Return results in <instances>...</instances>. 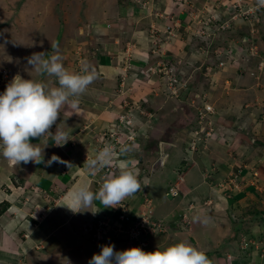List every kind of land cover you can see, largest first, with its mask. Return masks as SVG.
I'll return each instance as SVG.
<instances>
[{
  "label": "crops",
  "instance_id": "1",
  "mask_svg": "<svg viewBox=\"0 0 264 264\" xmlns=\"http://www.w3.org/2000/svg\"><path fill=\"white\" fill-rule=\"evenodd\" d=\"M16 1L14 0V2ZM26 1L24 0L23 3L21 0L23 4L21 3L16 10L9 8L10 4H14V2L10 0L4 1L5 8L11 10V14H13L17 23L24 22L26 19L29 20L30 13L25 6ZM124 1L123 6L129 4L128 7H124L125 10L127 9V13L126 17L122 19L120 26L99 24L93 27L90 22L85 25H78L79 37L75 36L72 38L67 46L68 48H65L62 53L63 64L68 71L81 73L76 69H82L90 61L91 65H89V68L95 72L94 81L88 86L86 92L78 98L77 107L72 108L67 104L62 106L59 119L49 129V132L55 135L58 126L63 133L67 134V143L57 146L51 135H46L42 138H31L30 142L42 150L44 163L41 164L34 162L24 164L21 162L19 165H11L0 155V205L4 203L9 205L8 210L0 217V260L9 262L22 261L24 264H88V261L93 257V252L94 254L101 252V247L93 242V229L99 221L108 223L106 230L110 235V241L104 245H114V251L116 252L137 248V246L127 241L121 230L140 217L142 212L148 208L146 199H149L151 201L150 211L153 210V218L157 221H163L168 230L165 234L161 233L151 237L148 247L145 250L142 249L143 251L155 252L165 247L167 248L176 244V241H184V237L190 240L189 236L191 235L185 233V230H180L178 225L179 218H182V215L185 214L189 215V227L186 228L192 232V236L195 237L197 235L204 245H208L215 240L211 247L215 250L210 255V259L215 264H228L225 258L227 255L234 257L233 264H240V257L238 255L235 256L230 248L233 242L226 245V240L229 237L239 236L237 238L238 241L234 242L238 243L237 246L241 248V239L249 240L255 238L241 233L243 231L240 227L242 221L237 217H239L238 211L242 210V207L244 208V206L248 205L251 207V202L254 203L253 207L255 204L258 206L259 198L262 199L260 202L264 203V141L259 138V134H255L250 130L251 128L255 130V125L258 121L256 118L259 117V112L257 111V114L254 115L252 110H239L237 111L238 115H233L237 119H234L233 116L230 117V115L227 118L224 115L227 110H223L224 106L220 103L217 108L219 112L223 110V113L211 117L215 124L220 127L221 138H224L229 145L220 144L221 139L220 142L215 141L209 144L208 150L205 151L204 146L198 144L199 154L190 152L189 144L187 143H185V151L180 149V143L175 144L173 141L155 142V146L149 144L148 140L150 138L147 139L146 136L148 132L149 135L155 136L158 132L155 129L156 127H159L160 131L164 133H169V135H175L176 133L172 129L173 125H169L166 119L158 124L156 117L160 114L159 110L164 111V117L169 116V114L173 115L174 105L182 103L183 98L182 100L180 98L179 101L176 98H159L164 97L162 92L166 90L165 84H161V91L159 89L158 92L162 96L157 93L153 94V84L154 86L157 83L160 85L161 81L158 78L156 80L153 79L154 76L153 73H150V69L156 66L158 60H164L170 67L172 66V70L177 69L176 72H178L179 59L177 60V56L179 53H177L178 49L175 45L180 44L178 43L179 41L183 44L182 53L184 54L182 56L180 54V56L182 59L184 58V65L189 68L193 67L194 60L191 59V54L193 52L192 47L195 48V46L192 45V34L186 30L188 22L192 23L191 19H193L189 11L191 6H189L190 3L188 4L189 7L186 5L188 10L179 16L182 27L177 29L180 37L178 36L179 40L177 38L178 41L172 44L173 49L167 54L156 55L154 58L149 53H146L150 56L148 64L142 61L143 56H145L144 53L138 55L139 52H137L135 55L139 59H135L134 66L140 69L135 68L136 72L134 71L133 74L139 75V70H143V74L141 72L143 76L147 74L150 76L148 79L146 77L141 81L137 80L135 83H128L129 77L131 79L133 74L131 75L129 72L130 75H126L125 78L120 75L121 71H125L126 68L118 66L121 65V62L116 61L117 49L119 46L126 47L127 43L136 40L133 39L136 27H131L133 26L131 23L134 16L137 17V22L140 21L138 24L142 26L149 23L145 21L146 18H144L143 12L135 7L133 0ZM209 1L211 0H190L193 7H198L200 10L204 9L205 5L210 3ZM213 1L221 4L225 0ZM160 4L163 9L172 8V0H162ZM214 4L217 3L214 2ZM156 22L161 27H165V19H157ZM245 24L248 26L247 22ZM88 25H90V28H87ZM136 25L137 23L134 26ZM247 30L249 33V29ZM260 31L262 39H256V43L259 39H264V23L260 26ZM141 34L145 38L146 34L144 32H139L137 36H141ZM80 35L83 36L81 37ZM247 39L249 40V37ZM139 40L140 38H137L140 51L142 47H144V50L149 49L147 43ZM234 44L237 45L235 42ZM257 44L264 50V42ZM241 45L238 44L237 46L243 48V44ZM233 46L232 44L231 47ZM82 54L85 56L84 65L81 64ZM101 58H104L105 61H102ZM204 58L200 60L205 62ZM211 58L214 59L213 61L216 65L219 61L226 59V57L222 58V56H211ZM260 59L262 60L263 57L261 56ZM143 65L148 66L149 69ZM258 70L259 72L260 70L264 71V65ZM3 71H7L10 74L8 68H3ZM123 78L127 80L125 85L122 83ZM54 81L56 82V80ZM126 85L132 86V89L127 93L126 91L124 92L123 88ZM58 86V82H56L51 88ZM254 88L255 86H250L249 89L241 92L246 95V91H251ZM239 94L237 93L235 96ZM253 94H256L255 91ZM159 99L162 100L160 101ZM123 101H126L129 105H137L142 111H147L148 109L152 114H150V117L138 114L135 123L128 127L130 130L128 132L136 133L141 147L134 149L130 146L127 153L121 155L123 158L116 161L119 168L127 170L130 167L127 161L130 159L141 160V164L133 163V166L142 169V175L138 177V181L145 184L148 181L147 178L149 179L150 172L153 174V172L157 171L156 174H159L157 175L158 178L162 179L161 175L168 171V166H175L173 174L176 176V168L179 167L177 164L182 163L183 169H186L185 174H183L185 178L181 177V188L182 192H184L183 198L172 199L167 194L168 188L160 191L155 188L152 194L145 195L146 198L141 193L136 192L115 208H104V205L97 200H93L90 207L76 208L73 205V196L78 188L86 186L94 193L98 191V178L91 175L86 161L87 159H94L102 146L110 145L113 142L109 133L115 130V124H118L120 116L129 112V108L122 105ZM246 107H249V105ZM245 118L248 119L246 123L242 120ZM184 125H187V123L185 122ZM193 129H196V126ZM125 131L127 132V128ZM103 138L104 142H100ZM257 138L261 143H256ZM61 144H63V141H61ZM168 147L169 149H167ZM146 150H148V153L162 152L163 155L154 162L152 160L146 161L143 156V152ZM167 150L171 151L167 152ZM181 151L187 153L185 160L180 159L184 155ZM207 151L210 152L206 154ZM177 152L182 155L177 154ZM164 154L166 155L165 158H163ZM52 155L59 156L66 163H54L50 167L46 166L47 160ZM155 158L149 157V159ZM199 162L202 167L199 166ZM207 170L210 175H213L211 178L216 183L226 182V180L230 183L234 180V176H237L238 178L253 180L256 186H247L244 191L240 190L231 195H229L228 191H225L219 197L222 199V205H219L216 212L211 211V214H208L205 208L199 210L200 207L207 206L206 202L211 195L209 188L202 186V176ZM175 180L177 183L179 182L178 178ZM150 188L152 189V183L149 182L147 192ZM124 212L126 213V219L121 221L120 216ZM181 224L183 227L186 226L182 221H180ZM233 224L237 226L235 233H232L233 230H231ZM197 230H199L198 233ZM209 232L211 235H208ZM224 233L226 234L225 243L220 247L219 240H216V238ZM194 245L196 248L201 247L200 244V246ZM223 247L227 248L222 249ZM138 248L140 247L138 246ZM201 248L200 251H205V247L202 246ZM89 249L93 252L88 259H77L78 256L82 257L84 255L83 252ZM220 251L224 254H220L223 258L219 259L217 252ZM248 256L251 258L250 262L257 264L254 254L248 253Z\"/></svg>",
  "mask_w": 264,
  "mask_h": 264
},
{
  "label": "rangeland",
  "instance_id": "2",
  "mask_svg": "<svg viewBox=\"0 0 264 264\" xmlns=\"http://www.w3.org/2000/svg\"><path fill=\"white\" fill-rule=\"evenodd\" d=\"M4 1L5 0H0V81H1V75H2L3 68H8L11 74V75L8 74L10 75V81L8 83H10L11 80L14 78L15 74L18 73L24 79H32L34 81L44 83L46 85V88L48 89H51L52 85L56 84L57 82L56 78L49 77L46 74L42 75L38 72L33 71L32 66L28 65L27 63V58L30 57L33 53L52 52L51 42L59 43V53L62 57V53L65 50V48H68L67 46L69 45L70 40L74 38L75 36L79 37V32L77 28L78 25H85L86 23L90 22L92 23L93 27H96V25H99V24H103V25L109 24V25H119L120 26L122 24L121 23L122 19L126 17V13H127V9L125 10L124 7L125 6L128 7V4H129L128 3L127 5L123 6L124 0H27L25 3V6L29 10V13H30L29 18H28L29 20H27L26 17L24 16L26 20L24 22L22 21L20 23H17L13 17V14H11V10L5 8ZM10 1L14 2V0H10ZM22 1L24 3V0ZM230 1L232 0H227V1L225 0V1H222V3L220 4L216 1L211 0L209 1L210 2L209 4L205 5L204 10H200L198 9V7H193V4L190 2V0H188L187 2H184V0H172V8L166 10V9H163V7L160 4L162 0H148V3H150L149 7L147 5L146 10H143V11L140 10V11L143 12L144 18H146L145 21L149 24H146L144 26H142L141 24H138L140 21L137 22L138 21L137 17L134 16L133 21L131 23L133 26L131 27L132 28L136 27V30H134L135 33H133V39H136V40L131 41V43H127L126 47L119 46L117 49L116 61L118 60L119 63L121 62V65H118V66H123V68H126L125 71H121L120 75H123L125 78L126 75L127 76L130 75L129 72L132 75L135 71V68H138L134 66V61L139 59V57L135 55L137 54V52H139L138 55H140V53H144L145 56H143L142 61L143 63H146L147 60L150 59V56H148V54L146 53H149V55H151V57L154 58L156 57V55L167 54L169 53V51H171V49H173L172 44L176 43V41L179 40V37H180L179 35H178L179 37H177L178 40L177 38H175L174 40V38H171V37H169L166 40H162V39H165V36L163 37L162 34L161 36L160 34L152 35L158 32L157 30H154V29L159 28V30H162L164 28V27H161L160 24L156 22L157 19H161L160 15L166 21L170 19L177 20L183 12H186L188 10L187 6L190 3L189 6L191 7L189 11L191 13V17L193 18L192 24H194L195 22L194 20L195 17L197 18L198 16L200 17V15H198L200 11H204L206 17H210V15L216 16L217 19H222V22L224 23L225 22L224 20H228L229 18H232V16L234 15L233 14L234 12L232 13V15H228L232 11L229 10L228 7L223 6L224 3H230ZM234 1H236L235 3H237L238 0H234ZM214 2L217 4H214ZM21 3H22L21 0H17L16 2H14V4L11 3L9 8H14L12 10H16V8L20 7ZM130 5H131V2H130ZM219 9H221L220 15L216 13V11H218ZM120 12L121 14H119ZM226 12L227 14H225ZM156 14H159V16H156ZM38 15H41V16H38ZM235 17H236V20H234L235 23L231 24V27H232L231 29H228L227 31L213 30L212 37L209 38L208 36H206L205 41H207L206 42L207 44L202 45V46L208 47L209 45L211 46L213 45V46H217L216 50L218 51L221 50L222 52L226 50L227 52L228 49H232L231 47L232 44L235 47H237L238 44H240V46H242L241 44H243V48L246 51H248L250 48V41L247 39L249 35L247 29H250L251 24L248 23V26H247L245 24L246 21H243L242 18L239 16V14L235 15ZM136 23L137 25L134 26ZM221 25L222 23H220V26ZM226 25H224V27ZM194 28L195 27L193 26V29ZM139 32L141 33L144 32V34H146L145 38L144 36H142V34L141 36H137ZM254 35L257 38H261L260 33L256 32L254 33ZM80 36L82 37L83 35H80ZM151 36H154V37H151ZM196 37L198 36L192 37L191 41H193L194 38ZM137 38H140L139 41L147 43L149 49L146 48L147 50H144L143 49L144 47H142L141 49L142 52H141L139 50L140 45L137 43ZM261 39H259L257 43H263L264 39L263 40ZM234 42L237 43V45L234 44ZM178 43L180 44L175 45V47L178 49L177 53H179L177 56L178 57L177 60L179 59L178 60L179 71L176 72L177 69H173L172 77H174V75L176 74V78L177 80L180 81L181 85L185 83L184 81L188 83V85H186L184 88H181V91H180L181 100L183 98V102L180 104L174 105L173 108H175V110L172 113L173 115L169 114L170 117L169 116L164 117L165 114L163 110H159L160 114H158V117H156L158 119L157 121L158 124L159 122H163L166 119L169 125L171 124L173 125L172 129H174L176 133L175 135H172V134L169 135V133H164L163 131H160L159 127H156L155 129L158 132L156 133V135L154 134L155 136L149 135V132L146 136L147 139L150 138V140H148L149 144H153L155 146L156 144L155 142L173 141L175 144L180 143L181 144L180 149L185 151L186 149L185 143H187L189 144L190 152H193L191 150V144H193L194 142V136H192V134L196 130V129H193V127L195 126L197 127L200 121L197 109L199 107H202L201 106L202 102L206 103L207 101L210 102V105H212L217 111H218L217 106L221 103L222 106H224V108L222 109L225 111L227 110L224 113V115L227 118H229V115L230 117L233 115H238L237 111L239 110L240 111L245 110V109L247 111L252 110L254 115H256L258 111L259 117L256 118L258 119V121H257V124L255 125V130H253L252 128L250 130L255 134H259L260 135L259 138L263 139L264 141V117H262L264 116V71L260 70L259 72L258 70L260 66H263L262 64L264 62L258 56H254V55L249 54V52H245V53H242L241 61L239 63H236L234 65L218 66L213 61L214 59H211V56H214V54L213 55L210 54L209 57L204 58L203 55L197 54L195 52L196 49L192 47L193 52L191 54V59L194 60V64L192 68H189L184 65V61H183L184 58L182 59L181 57L184 54L182 53L183 44L180 41ZM193 46L198 47L200 45L198 44V45H193ZM256 47L259 50L260 55L264 58V50L261 49V46L260 47L256 46ZM152 51H155V53ZM84 57H85L84 54H82L81 56L82 65H84L85 63V62L83 63V60H85ZM202 58L205 59V62L203 61L204 63L202 62V60H200ZM101 60L105 61L104 58H101ZM61 62L63 64V60H61ZM89 65H91L90 61L87 62L88 68H89ZM144 67L149 69L148 66H144ZM207 68H210L211 71L208 72ZM256 68L258 71L256 70ZM142 71L139 70L140 72L139 75L133 74L134 76L132 75L131 79L129 77L128 83H135L137 82V80L141 81L143 78H146V77L148 79L150 75L147 74L143 76ZM181 71L182 73H184V75L180 73ZM151 72L152 71H150V73ZM177 73L181 75L180 78L177 76ZM153 76H154L153 77L154 80L158 78L161 81V83L159 82L160 85H158L157 83L155 84V86L153 84L154 90H152L153 91L152 93L153 94L157 93L160 96H162V94L158 92H159V89L161 91V88H162L161 84H166L168 78L167 76H163V75L161 76V74L159 73H154ZM124 78H123V82L121 79V82L123 83V85H125V82L127 81ZM4 79H6V77ZM54 80H56V82ZM8 83L6 84L2 82L0 83V94H2L6 90V86ZM250 86H255V88L252 89L253 91L252 90L246 91L245 92L246 95L241 92L242 90L249 89ZM123 88H124V92L126 91L127 93L132 89V86L129 87V85H126ZM171 88L174 89L175 87L172 86ZM254 91L256 94H253ZM169 92H170L169 88L168 90L166 88L165 92L164 91L162 92L164 97H159V98H162V99L174 98L170 95ZM237 93H240V94L235 96ZM162 99H159V100L161 101ZM246 99L248 100L246 101ZM177 100L179 101L180 98H177ZM198 101H200V105ZM247 105H249V107H246ZM131 106H134L133 107L134 110L138 109V112L141 111V109L139 110V107L137 105L133 104ZM223 110H220L221 112L219 111L218 112L223 113ZM262 111L263 113L261 114ZM141 114L143 116L150 117L151 116L150 114H152V112H150L147 109V111L146 110L142 111ZM191 116L194 117L193 119H195L192 125L191 126L184 125L185 122L187 121L189 122V118ZM234 119H237V118L234 117ZM242 120L245 123L248 121L247 118L242 119ZM209 123H210V120L208 121L206 119V122L204 121L203 128L205 127L206 130L201 133V135L204 137V141L202 143H199V145L202 144L200 146H204L205 151L208 150V146L206 147V145L212 144L215 141L220 142L222 139L221 138L222 135L220 134V127L217 126L215 122H214V125H209ZM211 129H213V131ZM207 133L208 134L210 133L211 135L214 134L215 135L214 139L211 140L212 136L210 135L207 136ZM257 140L260 141L258 138ZM225 142L226 140H224L223 138L220 144L222 143V144L229 145L228 142L226 143ZM167 149H169V147ZM170 151L167 150V152H170ZM184 151H181V152L183 153ZM198 151L199 150L197 149L194 152V154L195 153L199 154ZM209 152L210 151H207L206 154ZM143 153H144L143 156L145 157L144 159L146 161L152 160L153 162L158 157H162L163 155L162 152H158V151L148 153V150H146ZM177 154L182 155L180 152L179 153L177 152ZM183 154L185 156L184 155L181 156L180 159L185 160L187 153L185 152ZM151 156L153 158L155 157L156 158L149 159V157ZM191 163H192V160H191ZM177 165H179V167L176 168V171H177L176 176L173 174L175 166H168L167 167L168 171H165L164 174L161 175L162 179L158 178L157 175L159 174H156L157 171L153 172V174L152 172L149 173V179L147 178L148 180L147 182L152 183V189L151 188L149 189L148 195L149 193L152 194L155 188H157L158 191L167 190L168 188V191H170V188L172 186L178 185L180 188L178 189L180 196L175 197V198H179V197L183 198L184 192H182V188H181L182 187L181 177H183V174H185L186 169H183L182 163L181 164L178 163ZM199 166H201L200 162H199ZM131 171H133V173L136 176L142 175V169L140 168H132ZM212 176L213 175H210L208 170L202 176V186L209 188L211 195H210V199L206 202L207 206H202V208L200 207L199 210H202L203 208H205L208 214H211V211L216 212L218 210L219 205L222 203V199H220L219 197L221 196V194L223 195L225 191H228L230 193L229 195H231V194L237 193L240 190L244 191L247 188V186H256L255 182H253V180L251 181V179L247 180L248 178L245 179V178L237 177L236 180H233L230 183H228L227 180L226 182L222 181V182L216 183L212 180L211 178ZM176 178L179 179L178 183L175 180ZM261 200L262 199L259 198L258 200L259 203L256 202L258 203V206H256L255 204V206L253 207L254 203L251 202L252 208L249 205L244 206V208L242 207V210L238 211L239 217H237L242 221V225H245V226L240 225V227L243 230L241 233H244L243 235L246 234L247 236H250L251 238L255 237L254 239H249V240L241 239V238L240 239L242 240V243L243 241H247L248 245L251 246L249 253L254 254L255 261L257 262V264H264V239H263L264 238V203H261L260 202ZM223 203H226V202H223ZM180 221H182V223L186 226L183 227L182 224L180 225ZM189 222H190L189 215L184 214L182 215V218H179L178 225H179L180 230H185V233H188L191 235L189 236L190 240H188L187 237H184V241L182 242H187L194 247H196L194 244H197V245L200 244L201 247L202 246L205 247L204 248L205 251H202V252H204L206 256L210 258V255H212L215 250L214 248H211L215 240H213L214 242L212 241L208 245L206 244L204 245L202 241L197 237V235L195 237L192 236V232L188 231V228H186V227H189L188 226ZM236 228L237 226L235 224L231 226V230H233V232L234 230H236ZM198 231L199 230H197V233ZM208 235H211V233L209 232ZM225 235L226 234L224 233L223 235H219L218 238H216V240H219L220 247H222L223 244L225 243V240H224ZM193 237H194L193 239L194 241L192 240ZM238 237L239 236L237 237L234 236L231 239V241H233L232 244L234 245V249L237 252H240V254L242 255L243 253L240 251L239 246H237L238 243H236L238 241L237 239ZM256 238H260V239H256ZM227 241L228 240H226V242ZM176 242L180 243L179 241H176ZM201 247H198L197 249L201 250L202 249ZM226 248L227 247H223L222 249H226ZM164 249H166V247ZM164 249H161V251H163ZM206 250L208 253L206 252ZM92 252L93 251L89 249L83 252L84 255H82V257L78 256L77 259L84 258L86 260L91 256ZM223 252H217L218 253L217 257L219 259L223 258V256H220V254H224ZM232 253L235 255V251L232 250ZM92 255H94V252L92 253ZM228 256H232V255H227L225 258L227 259ZM232 259L234 261L233 256H232ZM246 259H247L246 256H244L243 260H246ZM243 263L246 264V261H244Z\"/></svg>",
  "mask_w": 264,
  "mask_h": 264
},
{
  "label": "clouds",
  "instance_id": "3",
  "mask_svg": "<svg viewBox=\"0 0 264 264\" xmlns=\"http://www.w3.org/2000/svg\"><path fill=\"white\" fill-rule=\"evenodd\" d=\"M133 1L135 7L139 9L135 0ZM257 3L259 6H264V0H257ZM260 20L259 24L254 23L257 33H260V26L263 24L261 16ZM248 37L250 41L249 50L246 51L244 48L239 47L240 51L235 54V58L231 62L234 60L239 63L241 61L240 55L245 52H249L250 54L252 47L256 48V53L254 52L251 55L261 57L256 47L258 46L256 44V39L258 38L251 35V29H249ZM198 38L202 37L198 36ZM51 48V53H33L27 58V63L32 66L33 71L42 75L46 74L49 77H55L59 85L58 87L48 89L44 83L32 79H24L21 75L17 74L7 84L6 90L0 94V155L11 165H19L21 162L24 164L29 162L36 164L44 163L41 148L32 144L30 142L31 138H42L46 135H51L55 141V145L62 146L67 143V134L63 133L58 126L55 135L49 132V129L59 119L61 107L67 104L72 108H76L78 98L86 92L88 86L95 79L94 70H90L87 65H84L82 69H76L81 73L68 71L61 62L62 57L59 53V43L51 42ZM216 48L217 46H215L214 50ZM46 56L48 58H45ZM215 57L217 56L215 55ZM225 57L224 61L226 62L229 58L226 54L222 55V58ZM148 61L149 59L147 63ZM160 61L167 63L164 60H158V63ZM262 61L264 62V58ZM152 69L150 70L152 71ZM4 72L8 76L6 79H3ZM8 74L7 71L2 72L0 83H6L10 80V75ZM61 141H63V144H61ZM140 147V142L139 147L132 146L134 149H139ZM113 156L112 147L105 145L94 159H87L86 164L90 173L94 175L99 169L109 166L112 163ZM121 158L123 157L120 156L116 161ZM131 161L137 163V165L141 164V160ZM54 163L63 164L66 162L61 160L59 156L52 155L47 160L46 166L50 167ZM128 164L130 167L127 170L120 169L118 166V173L103 177L99 190L95 193L86 186L78 188L73 196V205L76 208L90 207L93 200H97L104 205V208H115L123 200L134 195L136 192L141 193L145 197L144 192L146 191L148 195L147 189L149 183H139L138 177L140 176H136L131 171L132 168L136 167H132L130 162ZM167 194L171 196L169 191ZM70 209L73 211L72 208ZM100 247L101 252L94 254L88 261V264H211V259L204 252L187 242L176 243L163 251L157 250L155 252H145L138 247L116 252L114 251V245L103 244Z\"/></svg>",
  "mask_w": 264,
  "mask_h": 264
},
{
  "label": "built area",
  "instance_id": "4",
  "mask_svg": "<svg viewBox=\"0 0 264 264\" xmlns=\"http://www.w3.org/2000/svg\"><path fill=\"white\" fill-rule=\"evenodd\" d=\"M187 1L188 0H184V2H187ZM235 2L236 1L232 0L230 1V3L223 4L224 7H228V9L232 11L228 15H232V13L234 12L233 13L234 15L232 16V18H229L228 20H224L225 21L224 23L222 22V19H217L216 16H212V15H210V17H206L205 12L200 11L198 13L200 17L198 16V18L197 17H195L196 19L194 18L195 20L194 24L191 23L192 24L191 25L190 23H188L186 26V30L188 31V33H191L194 36H200L203 38H206V36H208L209 38H211L213 34L212 33L213 30L227 31L228 29H231L232 28L231 24L235 23L234 20H236L235 15L239 14L242 20L251 24V28H252L251 35L255 36L254 33H256V30L254 27V23L259 24L261 22L260 13L262 10H264V6H259L257 3V0H238L237 3ZM135 3L139 7V10H142V11L146 10L147 5L149 7V4H150L148 3V0H135ZM216 13L220 15L221 9L216 11ZM225 14H227V12ZM156 16H159V14H156ZM160 18L163 19L161 15H160ZM220 23H222L221 26H220ZM224 25L226 26L224 27ZM193 26L195 27L194 29H193ZM180 27H182V23L179 18L175 22L174 20L170 19L166 21L165 27L162 30H159V28L154 29V30H157L158 32L152 35L160 34L161 36L162 34L163 37L165 36V39H162V40H166L169 37L175 39L179 35L177 32V29H179ZM151 37H154V36H151ZM210 47L211 45H209L208 47H203L202 45H200L195 48L196 49L195 52L197 54L203 55L206 58V57H209L210 55V51H209ZM238 51H240L239 47H234L228 50L227 52L226 51L222 52L221 50L218 51L215 49L214 55L222 56L226 54V56L229 58L228 61L226 62L224 60L219 61L218 66L236 64L237 61L233 60V62H231V60L235 58V54ZM152 52L155 53V51H152ZM254 52L256 53V48L252 47L250 49V54H254ZM207 71L210 72L211 69L207 68ZM152 73L153 74L159 73L161 74V76L162 75L167 76L168 80L165 86L167 90L169 88L170 95L176 99L181 98V92H180L181 88H184L186 85H188V83L184 81L185 83L181 85L180 81L177 80L176 78V74L174 75V77H172L173 71H172V68L168 64L164 63L163 61H160L156 65V67L152 69ZM180 73L184 75L182 71ZM5 77L6 78L8 77L6 72H4L3 74V79ZM172 86H174L175 88L172 89L171 88ZM198 102L200 105V101ZM122 105L126 108H129V112L126 115L120 116L118 124H115V130L109 133V136L113 141L110 144L114 152L112 163L107 167L99 169L94 175L91 174L93 177L98 178L97 180L98 190L102 183L103 177L114 174V173H118V164L116 163L117 158H119L122 153L127 152L130 146L139 147V142L137 140L136 133L128 132L130 131L128 127L132 125L133 123H135L137 119L136 117L138 114L142 115L141 114L142 110L139 112H138V109L134 110L133 109L134 106L129 105L126 101H123ZM201 106L202 107H199L197 109V112L200 118L199 125L196 127L195 132L192 134V136H194V142L193 144H191V150L193 152H195L198 149L199 147L198 144L204 141V137L201 135V133L206 130L205 127L203 128L204 121L206 122V119L208 121L210 120L209 125H214V121H211L212 120L211 116H216L219 113L212 105H210V102L208 101L206 103L202 102ZM140 109L141 108L139 107V110ZM126 128H127V132L125 131ZM211 130L213 131V129ZM209 135L212 136L211 140H213L215 135L214 134L211 135L210 133L209 134L207 133V136ZM100 142H104V138ZM207 146L208 145H206V147ZM103 147L104 146H102L101 149H103ZM128 162H130L131 166L134 167L133 161L129 160ZM236 178L237 176H234V180H236ZM178 189H179L178 185L171 187L169 194L172 197H178L179 196ZM144 194L147 195L146 191L144 192ZM146 203L148 205V208L142 212L140 217L135 222L130 223L126 228H123L121 230V232L125 235L127 241L130 244L135 245V246L138 245L141 249H146L148 247L149 240L151 237L159 233L167 232V226L163 223V221H157L153 218V214H152L153 210L150 211L151 201L149 199H146ZM120 218H121V221L125 220L126 213L124 212L123 214H121ZM107 228H108V223L104 221H99L97 224H95L94 229H93V242L95 244L103 245L110 241V237H109L110 235L108 234L106 230ZM247 248H248L247 241H243L242 249L245 250ZM210 261H211V264H215L214 261L212 260ZM227 261H228V264H233L232 256H228ZM0 264H24V263L22 261L9 262V261L0 260Z\"/></svg>",
  "mask_w": 264,
  "mask_h": 264
},
{
  "label": "trees",
  "instance_id": "5",
  "mask_svg": "<svg viewBox=\"0 0 264 264\" xmlns=\"http://www.w3.org/2000/svg\"><path fill=\"white\" fill-rule=\"evenodd\" d=\"M263 15H264V10L260 13V16H261V19H262V21L264 20L263 18ZM191 20H193V19H191ZM188 23H190V22H188ZM264 23V22H263ZM207 41H205L204 39H201V38H198V37H196V38H194V40H193V45H206L207 43H206ZM205 43V44H204ZM214 48H215V46H212V47H210L209 48V51H210V54L211 55H213L214 54ZM210 56V55H209ZM214 57H215V55H214ZM213 58V57H212ZM211 58V59H212ZM218 64H219V62H218ZM217 64V65H218ZM178 74V77L180 78L181 77V75L179 74V73H177ZM194 117H190L189 118V122L187 121L186 123H187V125L186 126H191L192 125V123L194 122V120L195 119H193ZM185 120V119H184ZM256 143L257 144H259V143H261L260 141H256ZM139 180V179H138ZM8 207H9V205L6 203H4V204H1L0 205V217L8 210ZM167 230H168V227H167ZM235 231V230H234ZM236 232V231H235ZM235 232H232V233H235ZM159 234H161V233H159ZM163 234H165V233H163ZM233 237H229L228 238V241L226 242V245L229 243H231V242H233V241H231V239H232ZM241 244V248H240V251L243 253L242 255L240 254V252H237L235 249H234V245L232 244V247L230 246V248H231V251L233 250V251H235V256H239L240 257V264H241V262L243 261H246V264H253L252 262H250L251 261V258L248 256V253H249V251H250V249H251V246L249 245L248 246V248H247V251H244L243 249H242V245H243V243H240ZM137 247H138V245H136ZM221 252V251H220ZM244 256H246V260H243V258H244ZM242 260V261H241Z\"/></svg>",
  "mask_w": 264,
  "mask_h": 264
},
{
  "label": "water",
  "instance_id": "6",
  "mask_svg": "<svg viewBox=\"0 0 264 264\" xmlns=\"http://www.w3.org/2000/svg\"><path fill=\"white\" fill-rule=\"evenodd\" d=\"M87 28H90V25H88ZM48 53H51V52H48ZM45 58H48V57L46 56ZM165 157H166V155L164 154V157L163 158H165Z\"/></svg>",
  "mask_w": 264,
  "mask_h": 264
}]
</instances>
